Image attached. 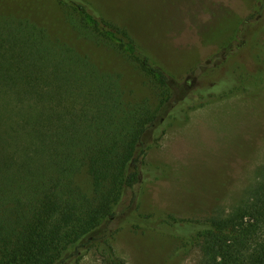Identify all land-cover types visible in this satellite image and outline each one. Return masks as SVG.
<instances>
[{
	"label": "trees",
	"instance_id": "obj_1",
	"mask_svg": "<svg viewBox=\"0 0 264 264\" xmlns=\"http://www.w3.org/2000/svg\"><path fill=\"white\" fill-rule=\"evenodd\" d=\"M244 2V26L218 30L237 44L223 60L199 49L196 85L176 99L172 76L89 0H0V264H81L92 250L126 264L114 243L127 229L157 251L176 241L173 260L264 264V171L228 214L179 219L141 199L167 176L148 158L170 129L264 90V0Z\"/></svg>",
	"mask_w": 264,
	"mask_h": 264
},
{
	"label": "rangeland",
	"instance_id": "obj_2",
	"mask_svg": "<svg viewBox=\"0 0 264 264\" xmlns=\"http://www.w3.org/2000/svg\"><path fill=\"white\" fill-rule=\"evenodd\" d=\"M101 16L128 31L153 61L172 76L176 99L195 85L187 70L203 56L223 60L237 44L249 10L244 0H89ZM242 14V15H240ZM219 30V31H218ZM217 33V34H216ZM180 81H178V80ZM148 162L168 167L167 176L146 186L143 212L203 219L228 214L246 202L264 171V90L238 94L190 113L188 123L170 129ZM172 241L157 251L142 234L125 230L114 249L126 264H200L201 252L172 258ZM81 264H105L92 250Z\"/></svg>",
	"mask_w": 264,
	"mask_h": 264
}]
</instances>
